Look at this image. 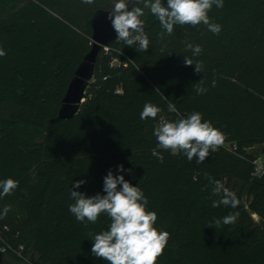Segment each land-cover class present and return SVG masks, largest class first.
Listing matches in <instances>:
<instances>
[{
  "label": "trees",
  "instance_id": "trees-1",
  "mask_svg": "<svg viewBox=\"0 0 264 264\" xmlns=\"http://www.w3.org/2000/svg\"><path fill=\"white\" fill-rule=\"evenodd\" d=\"M110 3L0 0V180L19 181L0 198V224L9 226L13 245H24L23 257L4 254L34 264H107L92 255L89 233L107 230L110 218L79 222L69 205L70 189L106 194L103 180L112 170L140 187L147 210L157 213L154 227L170 233L156 264H264V173L254 174L255 158L264 160V0L213 5L209 17L222 26L219 35L203 24L177 25L161 39L159 21L146 9L147 52L117 39L102 47L85 101L62 119L69 83L93 45L90 20ZM185 41L202 53L193 56ZM184 57L202 61V73ZM201 79L207 92L197 95ZM169 101L179 115L167 111ZM149 102L172 121L200 112L236 151L218 148L197 164L160 149L153 135L159 115L140 118ZM78 180L86 183L73 188ZM216 180L236 193L238 207L211 206L219 199L212 196ZM235 212V224L215 226Z\"/></svg>",
  "mask_w": 264,
  "mask_h": 264
},
{
  "label": "clouds",
  "instance_id": "clouds-1",
  "mask_svg": "<svg viewBox=\"0 0 264 264\" xmlns=\"http://www.w3.org/2000/svg\"><path fill=\"white\" fill-rule=\"evenodd\" d=\"M83 4L91 5L95 0H81ZM130 5H134L130 7ZM213 5L222 8L224 0H111L107 9L108 20L116 32V39L126 46L134 47L139 52L149 49V37L145 32V10L153 15L162 28L159 33L161 39L172 35L174 27L190 25L198 27L203 24L208 31L219 35L222 31L220 24L211 22L209 12ZM186 49L193 56H199L203 49L200 45H193L185 41ZM6 53L0 49V56ZM186 66L194 65L197 73H202V61L184 57ZM203 79L195 85L197 95H203L207 89L203 87ZM215 81H213V86ZM162 98H166L161 94ZM163 109L153 103H145L140 113L142 120L156 119L153 135L156 137L160 149L170 151L172 155L183 154L189 162L195 158L197 164L204 163L211 152H215L224 142V133L215 128L210 121L204 120L200 112H192L186 117L175 121L163 115ZM169 113H177L175 104L167 103ZM119 172H124L123 165L118 166ZM131 173V169L127 170ZM85 180L75 181L73 188H80ZM212 196L219 199L212 200V207H238L236 193L225 187L220 181H213ZM19 181L12 178L0 180V198L9 196L18 188ZM104 195L97 193L87 196L84 193L70 189L74 203L69 205L70 213L79 222L95 224L101 214L107 215L111 223L107 230L99 233H89L92 240V255L103 258L107 264H156L159 256L164 252L170 238V233L154 227L157 213L148 211V199L138 185L133 186L125 180L123 175H114L109 170L103 180ZM9 209L4 208L7 214ZM239 213H229L222 220H215L214 224H235ZM208 227H212L210 224ZM0 251H3L0 249Z\"/></svg>",
  "mask_w": 264,
  "mask_h": 264
},
{
  "label": "water",
  "instance_id": "water-1",
  "mask_svg": "<svg viewBox=\"0 0 264 264\" xmlns=\"http://www.w3.org/2000/svg\"><path fill=\"white\" fill-rule=\"evenodd\" d=\"M110 6L111 3L97 9L90 20L93 45L69 83L59 111V116L62 119H72L78 113L81 104L86 99L87 86L93 77L95 64L102 47L108 46L110 42L116 40V32L107 18L106 11ZM132 6L134 5H130V7Z\"/></svg>",
  "mask_w": 264,
  "mask_h": 264
},
{
  "label": "built area",
  "instance_id": "built-area-1",
  "mask_svg": "<svg viewBox=\"0 0 264 264\" xmlns=\"http://www.w3.org/2000/svg\"><path fill=\"white\" fill-rule=\"evenodd\" d=\"M105 49H108V46H104ZM219 148H224L229 151H236L237 145L234 143H230L228 141L223 142V144ZM255 164V175H262L264 173V160L263 155L259 154L254 161ZM9 231L8 225H1L0 224V249L3 251H0V253H7L12 252L20 257H23V250L24 245L15 246L13 245L8 238L5 236V233Z\"/></svg>",
  "mask_w": 264,
  "mask_h": 264
},
{
  "label": "rangeland",
  "instance_id": "rangeland-1",
  "mask_svg": "<svg viewBox=\"0 0 264 264\" xmlns=\"http://www.w3.org/2000/svg\"><path fill=\"white\" fill-rule=\"evenodd\" d=\"M258 148H259L258 146L255 147V149H258ZM254 218H255L256 221H259V216L254 215ZM6 220H7L9 223L12 222V221H11L10 219H8V218H6ZM11 225H12V223H11ZM12 226H13V225H12ZM2 261H4V262H2ZM22 263H23V264H34V262L31 261V260L22 261ZM0 264H12V263H10L8 260L5 261V260H2V259H1V260H0Z\"/></svg>",
  "mask_w": 264,
  "mask_h": 264
},
{
  "label": "flooded vegetation",
  "instance_id": "flooded-vegetation-1",
  "mask_svg": "<svg viewBox=\"0 0 264 264\" xmlns=\"http://www.w3.org/2000/svg\"><path fill=\"white\" fill-rule=\"evenodd\" d=\"M7 258H9V260L7 259ZM5 260V261H9L10 263H12V264H23L22 262H20V261H17V260H15V259H13V258H11L10 256H8L7 254H4V253H0V260ZM2 262H4V261H2Z\"/></svg>",
  "mask_w": 264,
  "mask_h": 264
},
{
  "label": "crops",
  "instance_id": "crops-1",
  "mask_svg": "<svg viewBox=\"0 0 264 264\" xmlns=\"http://www.w3.org/2000/svg\"><path fill=\"white\" fill-rule=\"evenodd\" d=\"M9 260V258H7Z\"/></svg>",
  "mask_w": 264,
  "mask_h": 264
}]
</instances>
